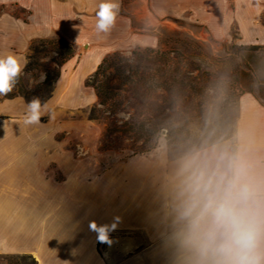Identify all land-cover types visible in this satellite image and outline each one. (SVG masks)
<instances>
[{"label": "crops", "instance_id": "crops-1", "mask_svg": "<svg viewBox=\"0 0 264 264\" xmlns=\"http://www.w3.org/2000/svg\"><path fill=\"white\" fill-rule=\"evenodd\" d=\"M100 2L38 0L33 29L24 32L20 25L17 33L9 29L14 20H0V56L17 57L14 47L22 52L33 39L55 34L56 3L78 17L68 25L89 38L90 59L101 55V60L105 48L122 41L136 49L157 45L136 32L153 27L150 16L157 22L197 23L217 41L264 47V0H120L108 34L95 30ZM26 105L21 97L0 101V255H26L38 264H174L169 238L191 174L185 167L189 161L209 172L242 164L251 180L264 185V94L239 97L234 161L229 140L174 159L161 145L123 161L115 156V164L99 174L89 172L87 158L75 157L64 140L56 139L65 126L25 124ZM93 221L117 222L109 233L111 245L104 243L100 252L97 233L89 227Z\"/></svg>", "mask_w": 264, "mask_h": 264}, {"label": "rangeland", "instance_id": "rangeland-1", "mask_svg": "<svg viewBox=\"0 0 264 264\" xmlns=\"http://www.w3.org/2000/svg\"><path fill=\"white\" fill-rule=\"evenodd\" d=\"M37 2L38 0H0V20L8 22L14 20L13 22L16 23L12 26L10 23L9 29L16 33L17 25L23 27V32L28 27L32 30L33 7L38 5ZM56 5L55 34L47 39L35 38L32 42L60 36L74 46L77 54L63 67L59 79L54 83L52 99L47 105L48 115L43 116L40 122L55 124L56 129L65 126V130L57 132L56 139L64 140L67 149H70L75 157L87 158L89 172L97 171L96 174H99L107 170L115 164V156L123 161L128 156H132L134 147L141 144V141L134 142L115 133V121L119 127L121 121L128 118V113H135L138 110L136 102L131 101L128 105L120 99L123 107L126 108V113H118L116 116L106 113L100 122L88 119V112L97 99L93 88L87 84V81L103 58L112 53L129 57L133 51L146 48L156 49L158 46L164 50L182 48L188 61L194 62L203 70L217 74L220 79L227 82L226 86L218 84L213 91L209 92L211 105L208 111L198 112L195 108H190L188 104H179L176 107L178 114L173 116L170 112L175 124L170 127L168 134L166 130L162 131L157 148L161 145L166 146L168 154H176L188 150L195 151L225 140L235 144V124L240 95V92L236 90L235 80H240L243 92L264 94V48L253 49L236 45L234 42L217 41L197 23L185 22L181 25L172 20L157 22L150 16L153 27L145 28L144 26L142 28L140 26L141 29L136 32L147 36L145 38L152 42H157V45L136 49L133 45L124 46L122 41L110 50L105 48L101 60H99L101 55L90 59L89 53L93 47L85 43L89 38L81 34L78 29L68 25L69 20L77 16L70 14L64 3H56ZM123 11L122 13L126 14L127 11ZM61 30L66 33L67 38L60 34ZM233 36L235 37L234 34ZM25 46L22 52L16 47L12 49V53H17L22 64L31 53L29 46ZM113 48L116 50L113 51ZM105 50L107 53L104 54ZM43 77L42 70H39L24 75L23 78L26 83L35 86L43 81ZM227 112L229 114L226 116ZM106 126L109 134L105 132ZM168 138L174 142L169 144ZM103 248L104 243H101L99 250ZM0 264L35 263L28 256L0 255Z\"/></svg>", "mask_w": 264, "mask_h": 264}, {"label": "trees", "instance_id": "trees-1", "mask_svg": "<svg viewBox=\"0 0 264 264\" xmlns=\"http://www.w3.org/2000/svg\"><path fill=\"white\" fill-rule=\"evenodd\" d=\"M30 52L16 87L7 95H0V101L21 97L27 103L39 97L42 104H45L52 97L53 85L59 79L64 65L77 54L74 46L60 36L49 40H34ZM39 70L44 74L42 82L35 86L25 82L24 75ZM226 83L217 74L188 61L182 48H146L133 51L129 57L112 53L103 58L87 81L97 99L88 112V119L100 122L106 113L115 116L126 113L120 99L128 105L131 101L136 102L138 110L135 113H128V118L122 120L119 127L115 121V133L134 142L141 141L140 146L132 149V155L146 154L157 148L162 131L166 130L167 134L170 132V127L175 124L173 116L178 114L176 107L179 104H188L198 112L208 111L211 105L209 92L218 84L226 86ZM235 83L236 90L240 92L239 97L244 93H252L243 92L239 79ZM105 132L109 134L107 126ZM167 142L170 144L174 140L168 138ZM204 148L169 153V157L174 159ZM234 154L233 145V161ZM100 244L98 241V249Z\"/></svg>", "mask_w": 264, "mask_h": 264}, {"label": "clouds", "instance_id": "clouds-1", "mask_svg": "<svg viewBox=\"0 0 264 264\" xmlns=\"http://www.w3.org/2000/svg\"><path fill=\"white\" fill-rule=\"evenodd\" d=\"M120 12V0H101L95 30L108 34ZM15 55L0 56V95L16 87L27 65ZM47 108L39 97L27 102L24 123H40ZM174 209L170 244L174 264H264V185L251 180L242 164L227 171L194 167ZM119 221V217L115 218ZM101 243L111 245V224L89 225Z\"/></svg>", "mask_w": 264, "mask_h": 264}]
</instances>
